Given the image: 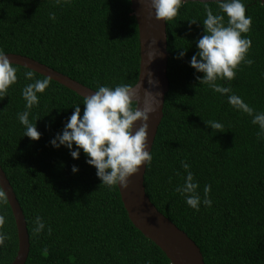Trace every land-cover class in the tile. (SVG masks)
<instances>
[{"label":"trees","instance_id":"1","mask_svg":"<svg viewBox=\"0 0 264 264\" xmlns=\"http://www.w3.org/2000/svg\"><path fill=\"white\" fill-rule=\"evenodd\" d=\"M242 2L251 17L249 31L241 34L251 40L244 59L252 64L242 60L232 80L216 81L231 89L224 96L199 84L195 77L203 74L188 63L203 34L205 3L214 14L216 3L185 1L165 22L168 90L143 184L157 210L198 246L204 264H264V140L257 138L259 128L251 117L227 102L235 94L254 113L264 112V4ZM189 20L197 21L189 27ZM181 47L187 48L184 57L174 58ZM0 51L26 55L94 90L99 85L131 87L138 75V29L129 0H69L59 5L55 0H0ZM11 65L17 79L0 97V166L26 222L29 249L24 264H171L133 226L117 185L100 184L82 150L73 159L64 146L49 144L72 106L81 104L83 111L84 98L28 68ZM26 71L33 72L31 80L24 78ZM45 78L49 85L37 93L38 103L28 117L41 135L31 140L23 136L17 119L25 110L21 90ZM205 121L222 127L213 130ZM182 161L189 164L201 199L204 186H210L211 207L201 203L196 211L174 190L186 175ZM72 165L78 172H71ZM36 216L45 225L39 235L33 234ZM0 217V232L7 234L0 245V264H9L17 234L4 194Z\"/></svg>","mask_w":264,"mask_h":264},{"label":"clouds","instance_id":"2","mask_svg":"<svg viewBox=\"0 0 264 264\" xmlns=\"http://www.w3.org/2000/svg\"><path fill=\"white\" fill-rule=\"evenodd\" d=\"M69 0H55L57 5L68 3ZM184 0H150V7L154 10L155 18L168 21L177 15L178 9ZM218 12L205 3L203 34L196 39L197 51L188 61L195 72L202 73L196 76L199 84L207 85L214 93L224 96L231 93L228 87H222L217 80H232L235 76L234 69L243 60L251 65V60H245V54L251 47V40L242 38V33H247L251 26V17L245 15V5L242 0H214ZM221 13L223 15H221ZM225 17L227 21L225 23ZM50 19H55L54 13H49ZM197 20H189V27ZM174 57L182 59L187 48H182ZM152 56L150 55V59ZM16 69L11 65L7 55L0 51V97H3L8 87L16 82ZM24 78L31 80L32 71H26ZM49 80H35L21 90L25 101L24 111L17 113L19 123L24 127L23 136L31 140H38L41 133L37 131L36 123L29 121V111L38 103L37 93H43L48 87ZM134 93L126 84L113 87L99 85L95 91L84 97L81 104L72 106L73 111L63 123L60 132L56 133L49 144L53 148L64 146L69 150L73 159H78L81 150L86 156L85 163L94 166L100 184L111 188L119 185L127 187L129 178L139 172L140 166H146L151 161L150 151L147 146V129L149 113L154 108L146 105L140 108L137 104L132 108ZM227 102L233 108L242 111L251 117V123L257 125L259 131L257 138L264 140V112H255L240 97L235 94L227 96ZM37 120V119H36ZM139 121V126L133 131L134 122ZM213 130H220L222 125L216 121H205ZM75 145V147H74ZM185 170L184 182L174 190L184 198L185 203L192 209L199 211L202 203L211 207L208 198L209 185L203 188V199L197 192V183L193 180V173L189 171V164L181 162ZM71 172H78L76 165L71 166ZM3 193H0V197ZM4 220L0 217V226ZM35 227L33 234L39 233L45 225L39 216L33 221ZM49 234L51 229H48ZM7 239V234L0 232V245Z\"/></svg>","mask_w":264,"mask_h":264},{"label":"water","instance_id":"3","mask_svg":"<svg viewBox=\"0 0 264 264\" xmlns=\"http://www.w3.org/2000/svg\"><path fill=\"white\" fill-rule=\"evenodd\" d=\"M132 14L138 29L139 64L135 83L129 87L134 93L133 102L140 108L146 105L154 108L149 113L147 146H151L162 118L165 93L168 90L167 49L165 21L155 18L150 0H129ZM213 2L214 0H184ZM264 4V0H258ZM11 64L28 68L42 76L58 82L81 97L92 94L95 90L75 79L26 55L5 53ZM150 55L152 58L150 59ZM134 108V109H135ZM139 126L134 122L133 131ZM143 164L138 173L129 178L127 187L117 185L121 202L133 226L145 238L158 246L171 264H204L201 252L194 241L179 229L166 216L157 210L145 193ZM0 188L9 204L17 234L16 254L9 264H24L28 255L29 241L26 222L12 187L0 166Z\"/></svg>","mask_w":264,"mask_h":264}]
</instances>
